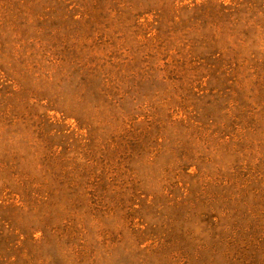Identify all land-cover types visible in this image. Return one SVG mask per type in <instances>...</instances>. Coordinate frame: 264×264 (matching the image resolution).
I'll use <instances>...</instances> for the list:
<instances>
[{"label": "rangeland", "instance_id": "374dc122", "mask_svg": "<svg viewBox=\"0 0 264 264\" xmlns=\"http://www.w3.org/2000/svg\"><path fill=\"white\" fill-rule=\"evenodd\" d=\"M0 264H264V0H0Z\"/></svg>", "mask_w": 264, "mask_h": 264}]
</instances>
